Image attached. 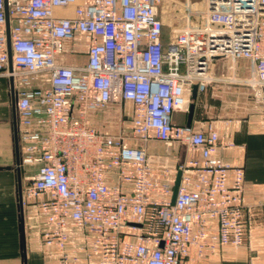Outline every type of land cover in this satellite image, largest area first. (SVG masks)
Masks as SVG:
<instances>
[{"label": "built area", "instance_id": "1", "mask_svg": "<svg viewBox=\"0 0 264 264\" xmlns=\"http://www.w3.org/2000/svg\"><path fill=\"white\" fill-rule=\"evenodd\" d=\"M164 2L0 0V76L13 80L21 166L30 171L25 225L60 264L82 252L88 264H187L192 247L204 257L245 242L243 170L218 156L216 131L178 124L174 113L189 112L194 85L204 92L216 79L217 59L231 69L250 61L246 82L264 109V0ZM81 39L87 61L68 63ZM28 77L40 83L28 86ZM126 102L136 144L91 122ZM152 139L199 153L177 167L174 204V174L155 166Z\"/></svg>", "mask_w": 264, "mask_h": 264}, {"label": "crops", "instance_id": "2", "mask_svg": "<svg viewBox=\"0 0 264 264\" xmlns=\"http://www.w3.org/2000/svg\"><path fill=\"white\" fill-rule=\"evenodd\" d=\"M170 31L164 28L163 40L167 42ZM85 41L71 43L70 48L82 49L76 58L69 56L67 61L85 63ZM230 60L217 59L212 67L214 81L204 92H197L193 97L194 111L191 118L193 127L199 130H214L219 135L218 156L233 167H240L244 174V205L247 210L248 233L245 242L240 246H219L212 253L204 257L197 256L195 247L191 248V255L187 264H264V109L256 105L252 99V88L246 80L252 75L249 60L241 59L230 68ZM6 92L11 119L9 125L0 122V153L4 148L1 144L3 135L11 130V149L15 162V144L13 130V107L10 78H7ZM15 89V88H14ZM117 106V104H113ZM125 106L123 112L122 106ZM8 107V106H7ZM133 105L129 102L117 107L120 118H129ZM2 109V108H1ZM0 111V117L3 116ZM96 113L92 114V118ZM5 117V116H3ZM107 119V117H105ZM189 112L177 111L174 121L188 125ZM131 144L139 143L135 140ZM148 153L155 166L167 168L176 178L178 165L192 158L199 157V153L188 149L182 144L167 147L158 140L145 143ZM5 154H2L4 157ZM3 160V159H2ZM2 160L0 163H2ZM4 161V160H3ZM0 169V264H60L54 258H48L41 249V238L37 232L25 227L26 256L21 247V231L19 228V205L17 199V174L15 170L7 169L5 162ZM12 170V172H11ZM172 173V174H171ZM233 171L229 173V180L233 179ZM28 174V173H27ZM24 177V176H23ZM24 181L21 177V186ZM68 264H88L85 252L80 253L78 260ZM96 264V263H94Z\"/></svg>", "mask_w": 264, "mask_h": 264}, {"label": "rangeland", "instance_id": "3", "mask_svg": "<svg viewBox=\"0 0 264 264\" xmlns=\"http://www.w3.org/2000/svg\"><path fill=\"white\" fill-rule=\"evenodd\" d=\"M183 1V0H181ZM167 0H165L164 4L162 3V7H164V5H166ZM172 8V7H171ZM176 14L173 13L172 11H167V13L163 14V18L166 22L165 28L166 30L170 31L171 28L174 26V24L176 23V18H175ZM27 81L29 82L28 86L31 85H36L38 83H40V77H28ZM7 78L0 76V111H3L5 113H3V116L5 117H0V122H5L7 123V126L9 125V121H10V117H11V107H9L10 102H8L9 100H7ZM8 106V107H7ZM117 107L120 110V104H117V106L114 105H110L108 108H106V110L103 111H98L96 112V115L91 118V122L97 126L100 130H105V129H110L112 132H117V131H122L125 136H127L128 140L132 141L131 139H133V135L131 133V120L129 118H120L118 113L116 112ZM2 108V109H1ZM125 106L123 105L121 110L123 112H127V110H124ZM107 117V119L105 118ZM7 133L9 134H4L2 139H1V144L3 145L4 150L3 152L0 153V161L2 160V163H0V165H5V162L8 163V165L10 166H14V153L13 150L11 149V130L9 132V129H7ZM2 154H5L4 157H2ZM23 168V166H22ZM13 170V169H12ZM11 170V172H12ZM25 170V172H24ZM22 172V181H24V183L27 180L23 179L24 173H30V171L27 170V168Z\"/></svg>", "mask_w": 264, "mask_h": 264}, {"label": "water", "instance_id": "4", "mask_svg": "<svg viewBox=\"0 0 264 264\" xmlns=\"http://www.w3.org/2000/svg\"><path fill=\"white\" fill-rule=\"evenodd\" d=\"M8 20V18H7ZM8 35H9V22H8ZM12 86H13V80L11 79ZM197 85H194L193 88V94L192 96L195 97L197 94ZM11 102H12V107H13V130H14V144H15V163L14 166H7V169H13L16 171L17 174V199H18V205H19V228L21 231V247L23 250V255L24 257L26 256V235H25V227H24V212H23V207H22V194H21V177H22V172L23 168L21 166V157H20V149H19V138H18V124H17V115H16V95L14 89L11 90ZM194 111V104L192 103L189 108V119H188V125L191 124V118L192 114ZM3 166H0V169H3ZM181 182V170L177 172L176 178H175V184L173 187V194H172V204L175 202L176 195L179 190Z\"/></svg>", "mask_w": 264, "mask_h": 264}]
</instances>
